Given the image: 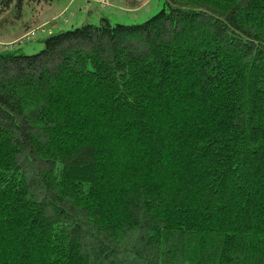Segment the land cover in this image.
Wrapping results in <instances>:
<instances>
[{"label":"trees","instance_id":"1","mask_svg":"<svg viewBox=\"0 0 264 264\" xmlns=\"http://www.w3.org/2000/svg\"><path fill=\"white\" fill-rule=\"evenodd\" d=\"M162 2L0 48V264H264V0Z\"/></svg>","mask_w":264,"mask_h":264},{"label":"rangeland","instance_id":"2","mask_svg":"<svg viewBox=\"0 0 264 264\" xmlns=\"http://www.w3.org/2000/svg\"><path fill=\"white\" fill-rule=\"evenodd\" d=\"M139 2H141L139 8L131 9L129 7L130 3L138 4ZM80 5H85V2L80 0H55L50 5H37L36 10L25 12L26 15L22 19V22L29 25L27 29L24 23L19 24L20 21L17 22L16 19L7 21L4 25H0V48L16 45L25 55H35L44 49V39L50 34L71 31L90 23L98 25L101 23L100 19L103 18L99 15L107 18L112 25H140L159 13L163 2L162 0H111L108 4L111 6H103L101 10L96 9L95 4H91L92 6L87 5L83 9L85 11L83 13L75 11L77 12L75 20L79 21L77 24L67 25V12L76 10L74 7L81 8ZM110 7H112L111 10H109ZM90 9L91 14L87 12ZM2 17H0V20ZM4 18L6 17H3L2 20H6ZM26 37L31 38V40L24 42ZM18 41L24 43L20 44Z\"/></svg>","mask_w":264,"mask_h":264}]
</instances>
